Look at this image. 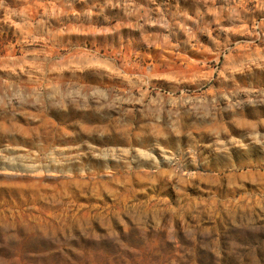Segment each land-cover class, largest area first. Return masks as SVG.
Instances as JSON below:
<instances>
[{"label":"clouds","instance_id":"1","mask_svg":"<svg viewBox=\"0 0 264 264\" xmlns=\"http://www.w3.org/2000/svg\"><path fill=\"white\" fill-rule=\"evenodd\" d=\"M0 264H264V0H0Z\"/></svg>","mask_w":264,"mask_h":264}]
</instances>
